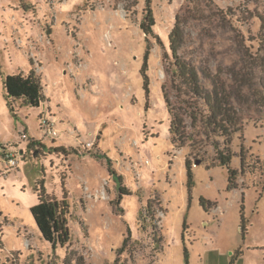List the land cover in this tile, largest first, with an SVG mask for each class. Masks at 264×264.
Returning a JSON list of instances; mask_svg holds the SVG:
<instances>
[{
    "label": "rangeland",
    "instance_id": "374dc122",
    "mask_svg": "<svg viewBox=\"0 0 264 264\" xmlns=\"http://www.w3.org/2000/svg\"><path fill=\"white\" fill-rule=\"evenodd\" d=\"M152 7L156 25L147 38L145 0H0V172L5 152L19 161L0 177V264H65L66 257L68 264H264V0H152ZM177 17L181 60L206 90L224 87L233 97L242 125L230 145L237 190H228V168L213 146L225 148L224 138L208 139L186 118L189 140L172 143L163 88L175 111L206 113L173 74L169 35ZM30 71L46 101L39 108L15 102L13 114L4 77ZM42 117L54 120L57 138L41 129ZM32 141L45 147L28 154ZM87 142L123 177L130 195L119 204L106 161L76 151ZM61 144L69 155L52 150ZM40 182L58 199L65 184L73 232L66 249L45 242L32 216Z\"/></svg>",
    "mask_w": 264,
    "mask_h": 264
},
{
    "label": "trees",
    "instance_id": "16d2710c",
    "mask_svg": "<svg viewBox=\"0 0 264 264\" xmlns=\"http://www.w3.org/2000/svg\"><path fill=\"white\" fill-rule=\"evenodd\" d=\"M261 29L264 30V19L261 18ZM156 25V18L154 10L152 7V0H145L144 15L140 24V29L142 33L148 38L153 37V28ZM160 42V39H157ZM184 40V30L181 27L179 18L177 17L176 23L172 32L169 35V48L173 58V74L177 77L181 87L185 94H191L195 101L203 102L206 106V113H203L198 108H194L195 111L188 112L187 109H182L180 111H175L173 108L169 95L165 88H163V95L166 101L169 113L171 115L170 124V135L172 143L177 147H184L189 140L186 132V118L192 120V126L195 127L197 124L201 125L203 128L205 136L208 139L211 138H224L225 148H220L219 141L215 140L213 146L217 152L218 161L220 166H226L228 168L229 179H228V190H237L238 186L236 184L237 171L230 169V164L232 161V154L230 151V145L232 144L233 135L239 133L242 129V125L234 111L231 100L232 95L227 93L224 87L219 88L214 85L212 91L206 90L200 81V76L197 70L191 65L187 64L185 61L181 60L179 57V51ZM147 41V48L144 57V66L142 70L144 86L148 94L149 80L146 76V70L148 68V59L151 51V44L149 39ZM167 56V55H166ZM3 87L5 92L6 104L9 110L15 114L14 103L22 102L24 106L39 108L40 105L46 101L45 95L43 94V87L41 78L34 72L29 73L20 72L19 74L8 75L4 77ZM41 145L40 142L32 141L29 144V148ZM55 153L69 155L66 148L59 147L52 149ZM226 150V151H225ZM82 156H90L98 160L106 161L109 169V173L118 182L119 198L117 203H120L123 196L130 195L128 189L123 186V177L118 175L114 169L111 167L112 161L99 151H81L76 150ZM244 159H242V162ZM187 169L188 189L192 188L193 184V174L192 168L193 164L189 159L185 161ZM63 186V197L58 199L56 196L48 193L43 182H40L36 189V195L38 203L31 209L32 216L37 225V228L41 234V238L52 245L54 249L68 248L73 241V232L70 227L71 218V206L68 198V193L65 189L64 182ZM201 206L206 210H210L211 205L207 203L204 199L200 201ZM152 206L148 205V213H151ZM242 225L245 224V218H241ZM154 238L157 243H161L162 238L156 239V233L153 232ZM127 241L121 249L117 251L118 255H122L125 251V246ZM186 261H188V251L184 250ZM69 257H66L65 264H68ZM114 264H119V260H116Z\"/></svg>",
    "mask_w": 264,
    "mask_h": 264
},
{
    "label": "built area",
    "instance_id": "2783aa9c",
    "mask_svg": "<svg viewBox=\"0 0 264 264\" xmlns=\"http://www.w3.org/2000/svg\"><path fill=\"white\" fill-rule=\"evenodd\" d=\"M40 127L41 129L45 130L47 133V136L52 138H57L59 136V131L56 129V125L53 119L42 117L40 120ZM22 138L24 141L28 140L27 134L24 132L22 134ZM80 148L82 151H92L95 148L94 142H87L82 145H80ZM4 160H5V169L0 172V177H8V175L15 169L18 168L19 161L17 158V155L10 151L5 152L4 154Z\"/></svg>",
    "mask_w": 264,
    "mask_h": 264
},
{
    "label": "crops",
    "instance_id": "0c3cea01",
    "mask_svg": "<svg viewBox=\"0 0 264 264\" xmlns=\"http://www.w3.org/2000/svg\"><path fill=\"white\" fill-rule=\"evenodd\" d=\"M12 75H13V74H12ZM7 76H8V75H7ZM22 106H24V105L22 104ZM25 107H27V106H25ZM33 140H34V139H33ZM41 145H42V146L37 145V146H34L33 148H29L28 151H27V153L30 154V153L32 152L33 149H36V148L39 149L40 147H43V148L45 147V145H43V144H41ZM64 146H65V145L61 144V145H59V146H57V147H55V148H59V147H63V148H65ZM53 149H54V148H53ZM19 150H20V153H21L22 155L26 154V152H25V150H23L22 146L20 147ZM7 152H8V151H7ZM12 152H13V151H12ZM18 167H19V165H18Z\"/></svg>",
    "mask_w": 264,
    "mask_h": 264
}]
</instances>
